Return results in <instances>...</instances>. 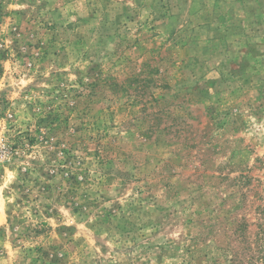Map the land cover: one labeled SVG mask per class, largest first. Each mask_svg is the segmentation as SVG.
Returning <instances> with one entry per match:
<instances>
[{"label":"rangeland","instance_id":"rangeland-1","mask_svg":"<svg viewBox=\"0 0 264 264\" xmlns=\"http://www.w3.org/2000/svg\"><path fill=\"white\" fill-rule=\"evenodd\" d=\"M0 264H264V0H0Z\"/></svg>","mask_w":264,"mask_h":264}]
</instances>
